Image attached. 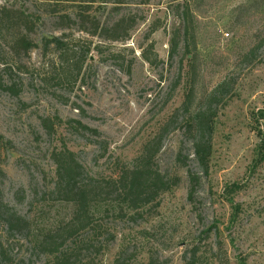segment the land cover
<instances>
[{
  "label": "rangeland",
  "instance_id": "obj_1",
  "mask_svg": "<svg viewBox=\"0 0 264 264\" xmlns=\"http://www.w3.org/2000/svg\"><path fill=\"white\" fill-rule=\"evenodd\" d=\"M226 79L206 172L181 107ZM259 108L264 0H0V213L24 220L9 231L0 215V264L48 260L36 239L75 211L55 187L66 150L102 192L92 229L68 241L77 264H264ZM143 161L170 187L134 212L110 190Z\"/></svg>",
  "mask_w": 264,
  "mask_h": 264
},
{
  "label": "trees",
  "instance_id": "obj_2",
  "mask_svg": "<svg viewBox=\"0 0 264 264\" xmlns=\"http://www.w3.org/2000/svg\"><path fill=\"white\" fill-rule=\"evenodd\" d=\"M189 14L188 7L184 8L183 13H178L184 22H187ZM121 22L118 21L111 29L119 28L122 24ZM185 28H187V25H185ZM119 38V35L113 37V39ZM18 43L22 45L25 51L33 47L32 42L25 40L24 37L20 38ZM51 43L64 47V43L59 37L47 40L46 46ZM257 47L258 45L251 48L246 57L254 55ZM176 48L177 44H174L173 49ZM226 80L220 82L210 92L205 105L192 111L188 96V99L184 101L181 107L182 115H187L185 117V128L187 133L191 135L190 140L194 157L202 170L206 172L209 169L213 153L214 123L218 114L217 106L229 95L231 90L229 80ZM252 119L257 124L256 131L260 138L255 158V165H259V163L264 161V134L261 130V125H264V108H259L255 111ZM153 154L154 152L150 154L149 159H151ZM54 159L56 163V191L64 200L74 203L75 211L66 223H62L54 230L42 233L40 238L36 239L33 249L39 254L46 255L48 260L45 264H77L80 261L81 248L76 246L77 249H72L70 243L73 244L75 241L74 239L71 240V238L92 229L95 213L93 209L98 206L97 201L102 197L100 196L102 192L97 184H79L83 166L79 163L74 152L71 150L60 151L55 154ZM192 181H195L193 176ZM115 184L111 186L110 192H117L126 208L134 212H138L140 207L155 200L160 191H165L170 187L169 182L165 180L159 171L153 170L149 161L140 162L132 169L122 172ZM231 186H229L231 187L230 193H236L240 189L235 184ZM230 202H233V199L230 198ZM0 215L3 216L4 223L9 231L20 228L24 222L23 219L16 217L13 213H0ZM69 240H71L70 243H68Z\"/></svg>",
  "mask_w": 264,
  "mask_h": 264
}]
</instances>
